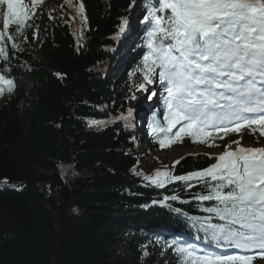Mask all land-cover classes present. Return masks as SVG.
<instances>
[{
  "label": "trees",
  "instance_id": "16d2710c",
  "mask_svg": "<svg viewBox=\"0 0 264 264\" xmlns=\"http://www.w3.org/2000/svg\"><path fill=\"white\" fill-rule=\"evenodd\" d=\"M47 2L34 0L53 21L49 34L28 27L26 38L6 42L10 63L0 60L16 85L0 95V264H179L174 247L170 263L155 257L182 235L186 244L203 243L192 218L208 216L204 209L214 202L193 199L204 192L195 180L191 188L183 181L149 184L132 155V113L116 98L117 76L108 71L129 7L150 0H82L86 21L80 0H63L46 14ZM0 31L9 34L2 17ZM212 163L189 156L172 166V176ZM172 195L178 199L165 200ZM211 223L222 221L213 216ZM127 236L125 259L113 260Z\"/></svg>",
  "mask_w": 264,
  "mask_h": 264
},
{
  "label": "snow or ice",
  "instance_id": "6c2138e0",
  "mask_svg": "<svg viewBox=\"0 0 264 264\" xmlns=\"http://www.w3.org/2000/svg\"><path fill=\"white\" fill-rule=\"evenodd\" d=\"M4 5L0 17L9 34L0 31V60L7 64L6 42L26 38L31 25L25 23L30 13L22 0H0ZM77 12L86 21L82 0ZM144 21L148 51L140 69L144 82L137 87L158 82L167 93L166 126L158 129L165 133L159 140L162 147L182 143L183 136H189L194 143L217 148L215 139L244 129L264 137V0H150ZM13 24L15 35L10 29ZM19 47L15 42L11 45ZM9 72L0 67V95L4 86L8 94L15 90ZM177 125L179 130L169 137ZM241 139L226 143L208 168L177 176L156 170L155 177L145 176L157 187H164L166 181H183L191 188L190 181L195 180L204 192L193 199L214 202L204 209L208 216L192 219L200 224L197 231L204 233L203 242L223 251L171 242L179 264H253L257 255L264 259V146L245 147ZM213 216L222 223H211Z\"/></svg>",
  "mask_w": 264,
  "mask_h": 264
},
{
  "label": "rangeland",
  "instance_id": "374dc122",
  "mask_svg": "<svg viewBox=\"0 0 264 264\" xmlns=\"http://www.w3.org/2000/svg\"><path fill=\"white\" fill-rule=\"evenodd\" d=\"M63 0H48V2L43 6L46 14L48 12H54L56 11V8H58ZM22 5L24 6L25 10H27L30 13V21H28V24L31 25L29 27L30 29L36 28L39 33H44L46 36L49 34L52 26H53V21L52 19L47 16H41L42 11L38 13L37 11L32 10L33 9V0H22ZM134 12L133 18L130 20V23L133 21H138L139 25H146V22L144 21V16L145 14H142L140 11H138L136 8L132 9ZM38 24L35 27V24ZM67 24H70L71 22L66 20ZM35 29V31H36ZM36 32V34L38 33ZM139 39L134 42L135 46L131 47V51L133 53V58L129 61L127 64L126 68L123 69L122 73L117 77L115 80L114 84V92L116 94V98H120L125 104L127 108H129L131 111H134V91H135V84L132 82V78L141 80L143 81V72L140 71L142 66L140 65V61L143 59L144 54L148 51L145 45V42L143 43V47L140 45V42L138 43ZM140 48H143L140 49ZM137 52V55L135 53ZM122 52L117 56L119 59L121 58ZM113 72H115V69H112ZM154 85H159L158 82H154ZM153 84H149L152 86ZM147 86L148 84L145 83ZM167 93L165 94L166 97ZM151 97V98H149ZM153 96H148V98L143 100V104H149L150 101L152 100ZM143 105V106H144ZM164 102L160 101L159 103L157 102V106H155L154 109V114L151 115L150 118L152 117H158L159 115V126H166V121H164L163 116L166 111ZM152 109V111H153ZM161 111V113H160ZM147 117V116H146ZM146 117L143 119V122L146 120ZM148 118V117H147ZM149 119V118H148ZM134 126L137 130L135 133V141H136V147L133 151V155L139 159L140 165H139V170L145 174V176L149 177H155L156 170H161V171H168L172 175V166L175 161L177 160H182L181 158H186L189 156H198V155H204L209 157L208 155H205V153L211 154V158L215 159V156L218 155L219 153L223 152L224 145L226 144L224 142V139H215V143L220 145V147L217 148H211L208 147L206 144H202L199 142H193V139L189 136H183V142L182 143H172L171 146H161L159 143V140L162 139L165 135V133H161L158 130V133L156 135H151V133L145 132V125L144 123H139L137 118H134ZM179 126L177 125L176 128L172 130L171 133H168L167 135L169 137L174 136V133L179 130ZM138 129L140 130L138 132ZM247 132V130H243L239 135L234 139H238L241 136L243 137V134ZM257 134V133H255ZM217 134L213 132V136H216ZM259 135V134H258ZM260 136V135H259ZM261 138V137H260ZM232 141V140H231ZM228 143V142H227ZM261 144H264V139L261 138L260 140ZM181 147H186L188 149L189 153L184 154L182 156H179L178 158H171V159H166V160H161L158 158L159 155H169V153L176 148H181ZM233 148L236 147L235 144L232 145ZM151 184L155 185L152 181L148 180ZM171 181H166L165 184L169 183ZM132 237L127 236L126 237V243L119 245L114 251H113V260H118V259H125L126 252L128 250L129 245H131ZM157 242L152 241L150 243V251L154 252L155 247H156ZM235 252V250L231 251ZM156 260L160 262V259L165 261L166 263H170L174 259V255L172 250L171 251H166L162 255H156Z\"/></svg>",
  "mask_w": 264,
  "mask_h": 264
},
{
  "label": "bare ground",
  "instance_id": "6f19581e",
  "mask_svg": "<svg viewBox=\"0 0 264 264\" xmlns=\"http://www.w3.org/2000/svg\"><path fill=\"white\" fill-rule=\"evenodd\" d=\"M146 15V13H145ZM134 16L133 13H130L127 17L128 20H131ZM132 26V29L136 30V32L139 31L140 29V26H139V23L138 21L136 20L135 22H133V24H131ZM125 54V51H122V54ZM132 58V57H131ZM131 60V59H130ZM119 71V70H118ZM118 71L116 72L118 74ZM158 86V85H157ZM159 100L161 99L160 96H156L154 101L150 104H143V100L141 99V97H138L137 98V101L135 100V98H133V101L135 103L134 105V109L136 111V118L138 120H143L147 115H149L151 112H152V109L155 107L154 105H156V100ZM144 105V106H143ZM180 128V126H179ZM140 131V130H139ZM138 131V132H139ZM259 136L258 134H253L251 132V130H247V132H245L243 134V139H241V144L245 147H260V146H264V144H261L260 143V140L261 138L264 139L263 137ZM189 150L186 149V147H181V148H176V149H173L169 155H159L158 158L161 159L162 161L163 160H166V159H171V158H178L179 156H182L184 154H188ZM253 264H264V259H261L259 256L253 261Z\"/></svg>",
  "mask_w": 264,
  "mask_h": 264
}]
</instances>
